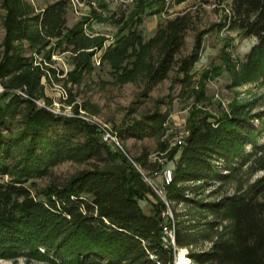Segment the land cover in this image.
Listing matches in <instances>:
<instances>
[{
  "label": "trees",
  "instance_id": "trees-1",
  "mask_svg": "<svg viewBox=\"0 0 264 264\" xmlns=\"http://www.w3.org/2000/svg\"><path fill=\"white\" fill-rule=\"evenodd\" d=\"M132 1L135 8L103 50L101 61L110 64L120 82L144 72L146 87L163 80L177 64L182 83L188 84L205 31L196 35L190 55L176 62L186 17H175L144 41L137 25L155 1ZM67 2L57 0L35 13L28 0H0L4 9L0 84L6 88L0 94V176L8 177L0 181V259L24 257L26 264H174V250L188 248L191 264H264L261 184L215 201L197 200L185 193L187 183L199 184L198 189L230 179L237 170V158L240 164L245 161L240 153L244 146L260 147L264 115L245 112V105H230L229 112L216 116L192 107L184 143L168 150L169 160L175 162L173 179L165 185L166 197L170 202L194 204L199 214L205 212L214 219L202 224L176 220L172 244L161 226L164 203L127 157L101 143L95 126L36 103L43 96L41 79L54 71H44L41 62L34 64L33 53L43 52L41 61H50L56 47L73 51L74 67L67 78L78 82L83 72L92 70V57L103 48L105 37H85L82 22L65 27ZM163 8L150 9V13ZM213 26L254 37L256 42L240 64L241 75L249 79L264 72V0H231L225 20ZM27 51L31 53L26 55ZM223 59L226 66L231 61L228 54ZM203 73L207 77L210 72ZM193 92L195 102L204 96L202 90ZM165 120L166 114L155 110L120 133L157 135ZM90 159L100 164L32 193L34 179L47 175L60 162ZM141 162L146 165L145 160ZM160 168L156 163L151 172ZM142 199L149 201L150 212L142 208ZM222 219L229 220V229L214 238L209 230ZM205 240L211 242L209 248L192 249Z\"/></svg>",
  "mask_w": 264,
  "mask_h": 264
},
{
  "label": "rangeland",
  "instance_id": "rangeland-1",
  "mask_svg": "<svg viewBox=\"0 0 264 264\" xmlns=\"http://www.w3.org/2000/svg\"><path fill=\"white\" fill-rule=\"evenodd\" d=\"M28 1L33 6L34 12L38 13L57 0ZM96 1L103 13L92 9L86 0L77 9H73L69 2L66 6V28H71L82 22L85 37H105L103 48L97 50L92 57V70L83 72L78 82L67 78V73L74 67L75 53L73 51L62 52L59 47H56L50 56L51 60H43L44 62L41 61L43 52L41 54L33 53L34 64L41 62L44 71L48 69L54 71L52 73L49 70L50 72H47L46 76L41 79L43 96L36 100L39 106L44 105L58 110L62 112V115L65 114L64 116L69 115L68 117H91L108 125L118 135L127 156L113 148L111 150L127 157L136 169L138 167L146 174L152 173L151 170L155 164L159 163L158 159H165L170 167H174L175 160H169L168 150L179 137L185 139V133H189L187 119L193 106L202 107L216 116L220 115L222 111L229 112L230 105H245V112L264 115V72L245 79L240 71V64L256 39L244 37L235 29L227 27L217 29L213 26L225 20L231 0H176L169 5L165 4V0H154L153 7L147 8L146 12L141 15V23L137 25V29L146 41L153 37L160 27L163 28L168 21L177 16H185L183 44L175 56L176 62L190 55L196 35L201 31L205 32L202 35L199 58L189 71V78H191L189 85L182 83L183 74L177 70L178 65L175 64L163 80L155 85H150V87H146L147 78L144 72L132 80L117 81L114 69L108 62L100 59L103 50L114 41L119 28L131 15L130 13L135 8V1ZM161 5H164L161 12L150 13V9L155 11ZM3 14L4 9L0 6V51L3 49L4 37ZM126 32L127 30L124 31V33ZM87 50H92V48ZM29 53L31 52L27 51L26 55ZM223 54H228L231 57L227 66ZM207 70L210 73L204 77L203 72ZM63 90L66 94L65 97L60 95ZM198 90H202L204 96L200 101L195 102L193 91ZM155 110L166 114L163 130L159 134L137 137L130 133H120L126 125L140 120ZM253 122L256 126L260 125L256 118L253 119ZM258 144L259 148H253L250 145L244 146L240 153L242 160L245 161L240 164L241 162L237 158L235 161L237 170L230 179L198 189L199 184L187 183L185 184L187 186L185 193L197 200L215 201L221 196L243 192L254 185L261 184L263 186L262 195H264V133L258 138ZM143 160L146 161L145 166L142 165L141 161ZM95 164H100V162L96 159L85 162L74 160L60 162L52 167L47 175L34 179L35 186L32 193L49 184H61L75 172L92 168ZM7 178L6 175L0 176V181ZM153 179L156 184H161L160 175H155ZM150 198L151 196H149ZM139 202L145 212L151 211L149 201L142 199ZM170 205L175 221L179 220L185 224L192 222L202 224L214 219L213 216L204 214L205 212L199 214V210L191 203H178L172 200ZM229 225L228 219L219 220L218 226L209 230V233L215 238V235L220 232L227 231ZM210 245L211 242L205 240L192 246V249L205 250ZM180 249L174 250V264L178 262ZM40 250L43 251V248ZM184 250L187 263L191 264L188 248H184ZM26 261L24 257L15 260L0 259V264H26ZM32 262L39 263L34 260Z\"/></svg>",
  "mask_w": 264,
  "mask_h": 264
},
{
  "label": "built area",
  "instance_id": "built-area-1",
  "mask_svg": "<svg viewBox=\"0 0 264 264\" xmlns=\"http://www.w3.org/2000/svg\"><path fill=\"white\" fill-rule=\"evenodd\" d=\"M174 1L176 0H165V4L169 5L170 3H173ZM68 2L73 7V9H77V8H80L84 4L85 0H68ZM86 2L90 5L92 9L100 13H103V10L99 8L96 0H89V1L86 0ZM5 90L6 88L0 84V94H2ZM14 91L17 92L18 94H21L27 97V95L24 92L20 91L19 89H15ZM60 95L65 97L66 95L65 91L63 90L60 93ZM41 106H44V105H41ZM44 107L56 114L62 115V112L58 110L51 109L47 106H44ZM80 119L84 120L90 125L95 126V128L97 129V133L100 137L101 143H103L104 145L110 148L118 150L127 156L126 151L124 150L123 146L120 143L121 141L118 135L108 125L98 120L92 119L91 117L81 116ZM185 134L187 136L188 133H185ZM183 143H184V137H179L177 141L173 142L174 145L175 144L181 145ZM158 162L161 164V168L157 171H153L151 174L144 173L142 170H140L137 167V165L134 162L133 163L135 164V166L141 173L144 181L151 187V189L158 196V198L164 203L165 207L161 211V216L163 218V223L161 225L162 231L167 237L170 238L171 243L174 244L175 219L173 216L170 201L167 199L166 191H165V185H168L173 179V168L169 166L168 162H166L165 159H158ZM155 175L161 176V184L158 185L153 181L154 180L153 178L155 177Z\"/></svg>",
  "mask_w": 264,
  "mask_h": 264
},
{
  "label": "bare ground",
  "instance_id": "bare-ground-1",
  "mask_svg": "<svg viewBox=\"0 0 264 264\" xmlns=\"http://www.w3.org/2000/svg\"><path fill=\"white\" fill-rule=\"evenodd\" d=\"M184 248H181L180 249V252H179V259H178V262L177 264H188L187 263V259L186 257L184 256Z\"/></svg>",
  "mask_w": 264,
  "mask_h": 264
}]
</instances>
